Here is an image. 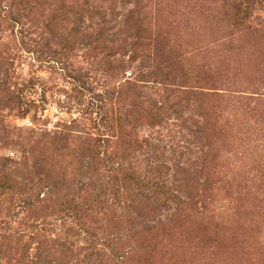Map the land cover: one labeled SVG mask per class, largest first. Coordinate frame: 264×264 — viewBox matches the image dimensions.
Returning <instances> with one entry per match:
<instances>
[{"label":"rangeland","instance_id":"obj_1","mask_svg":"<svg viewBox=\"0 0 264 264\" xmlns=\"http://www.w3.org/2000/svg\"><path fill=\"white\" fill-rule=\"evenodd\" d=\"M41 262L264 264V0H0V264Z\"/></svg>","mask_w":264,"mask_h":264},{"label":"trees","instance_id":"obj_2","mask_svg":"<svg viewBox=\"0 0 264 264\" xmlns=\"http://www.w3.org/2000/svg\"><path fill=\"white\" fill-rule=\"evenodd\" d=\"M45 190H46L45 196L52 194L49 187L45 188ZM96 197L94 196L84 197L82 202L79 203L70 202L69 204L66 203L62 205V208L64 209L61 210V214L58 216L57 221L65 230V233L64 230L62 231L64 236V242L58 252H56L55 250L54 251L51 250L50 251L51 253L59 255V257L64 255L66 256L67 249L69 247L73 248L72 244L78 239H82L83 237H85V239L89 242H93L94 240L97 239V232H96L97 230L94 225L98 224L99 222L96 223L94 219L96 216H98L99 203L97 202ZM38 199H39V195H38ZM32 206L34 207V204ZM46 225L44 223L39 225L31 224L29 229L32 234L38 233L44 231ZM38 264H47V263L41 262Z\"/></svg>","mask_w":264,"mask_h":264}]
</instances>
